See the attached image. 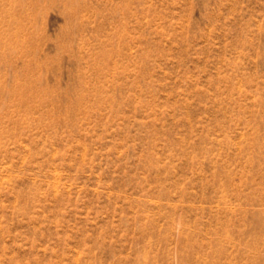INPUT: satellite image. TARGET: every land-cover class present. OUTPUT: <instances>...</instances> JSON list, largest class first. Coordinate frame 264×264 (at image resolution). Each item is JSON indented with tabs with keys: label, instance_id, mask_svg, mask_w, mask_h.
<instances>
[{
	"label": "rangeland",
	"instance_id": "obj_1",
	"mask_svg": "<svg viewBox=\"0 0 264 264\" xmlns=\"http://www.w3.org/2000/svg\"><path fill=\"white\" fill-rule=\"evenodd\" d=\"M0 264H264V0H0Z\"/></svg>",
	"mask_w": 264,
	"mask_h": 264
}]
</instances>
